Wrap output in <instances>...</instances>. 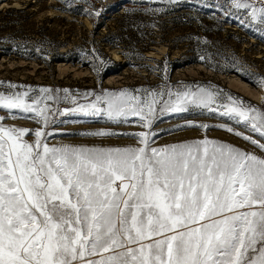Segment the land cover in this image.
Instances as JSON below:
<instances>
[{
    "label": "snow or ice",
    "instance_id": "1",
    "mask_svg": "<svg viewBox=\"0 0 264 264\" xmlns=\"http://www.w3.org/2000/svg\"><path fill=\"white\" fill-rule=\"evenodd\" d=\"M233 14L241 24L264 26V0H227L224 15ZM20 87L0 91V109L8 113L0 115V264H264V156L207 139L151 146L156 120L193 107L216 111L218 91L93 93L65 111L115 123L138 117L149 130L123 133L141 146L99 148L49 145L46 130L60 109L48 101L61 97ZM227 101L218 105L221 115L264 139V110L240 97ZM19 115L43 127L4 123ZM33 132L35 141L24 139ZM243 138L264 150L259 140Z\"/></svg>",
    "mask_w": 264,
    "mask_h": 264
},
{
    "label": "rangeland",
    "instance_id": "2",
    "mask_svg": "<svg viewBox=\"0 0 264 264\" xmlns=\"http://www.w3.org/2000/svg\"><path fill=\"white\" fill-rule=\"evenodd\" d=\"M225 10L227 0H0V91L14 84L19 91L34 90L32 96L61 97L48 101L60 109L46 130L49 145L124 148L141 144L123 133L149 131L138 117L115 123L65 109L105 90L214 89L221 95L212 105L216 111L193 107L164 115L153 124L151 146L207 139L264 156L243 136L264 139L218 107L232 96L264 110V26L241 24L239 14L226 16ZM238 84L248 86L253 98L236 90ZM0 115L8 113L0 109ZM4 123L43 127L23 115ZM98 130L118 134H91ZM24 139L37 137L33 132Z\"/></svg>",
    "mask_w": 264,
    "mask_h": 264
},
{
    "label": "bare ground",
    "instance_id": "3",
    "mask_svg": "<svg viewBox=\"0 0 264 264\" xmlns=\"http://www.w3.org/2000/svg\"><path fill=\"white\" fill-rule=\"evenodd\" d=\"M236 87V90L243 92L245 95H247L248 97L253 98V93L247 88L248 86L246 85H242V84H238Z\"/></svg>",
    "mask_w": 264,
    "mask_h": 264
}]
</instances>
